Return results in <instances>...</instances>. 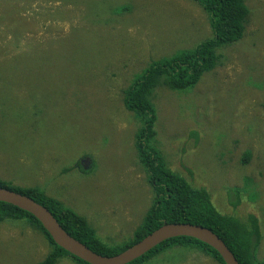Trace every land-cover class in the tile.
Returning <instances> with one entry per match:
<instances>
[{"label":"rangeland","instance_id":"rangeland-1","mask_svg":"<svg viewBox=\"0 0 264 264\" xmlns=\"http://www.w3.org/2000/svg\"><path fill=\"white\" fill-rule=\"evenodd\" d=\"M245 4V34L213 70L186 92L154 90L151 144L218 212L258 218L264 261V0ZM211 36L193 0H0V179L43 190L111 246L129 241L153 194L122 91ZM50 249L25 222L0 223V264H36ZM145 264L218 263L175 246Z\"/></svg>","mask_w":264,"mask_h":264},{"label":"trees","instance_id":"trees-1","mask_svg":"<svg viewBox=\"0 0 264 264\" xmlns=\"http://www.w3.org/2000/svg\"><path fill=\"white\" fill-rule=\"evenodd\" d=\"M205 12L212 36L202 40L194 49L176 54L168 59L152 62L143 73L122 91L123 105L139 122L135 132L134 147L138 160L146 174L153 199L142 222L133 231L129 241L121 245H109L102 241L87 219L59 200L35 187H15L0 179V187L25 195L47 208L57 222L74 239L102 256L116 255L163 224L189 223L210 229L230 249L239 264H264L256 258L255 251L262 240L259 220L248 215L241 221L230 214L217 211L209 191L190 183L173 172L163 154L151 142L155 137L156 122L153 92L165 87L176 92L192 89L201 76L213 70L220 59V47L240 41L249 17L245 0H193ZM236 205V204H235ZM23 221L39 231L50 246L46 257L36 264H56L69 258L77 264H88L59 247L41 223L30 213L0 201V223ZM175 246L197 248L218 264H225L219 253L209 245L187 236L163 241L143 256L128 264H145L152 258Z\"/></svg>","mask_w":264,"mask_h":264},{"label":"water","instance_id":"water-1","mask_svg":"<svg viewBox=\"0 0 264 264\" xmlns=\"http://www.w3.org/2000/svg\"><path fill=\"white\" fill-rule=\"evenodd\" d=\"M0 201L33 215L54 243L88 264H128L163 241L181 236L191 237L209 245L219 253L225 264H239L225 243L210 229L202 226L189 223H165L124 251L113 256H102L66 233L52 213L33 199L13 190L0 187Z\"/></svg>","mask_w":264,"mask_h":264}]
</instances>
